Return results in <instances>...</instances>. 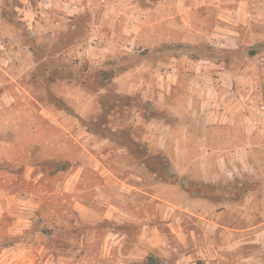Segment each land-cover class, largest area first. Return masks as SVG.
Instances as JSON below:
<instances>
[{
	"label": "rangeland",
	"instance_id": "1",
	"mask_svg": "<svg viewBox=\"0 0 264 264\" xmlns=\"http://www.w3.org/2000/svg\"><path fill=\"white\" fill-rule=\"evenodd\" d=\"M169 213L264 264V0H0V264H173Z\"/></svg>",
	"mask_w": 264,
	"mask_h": 264
},
{
	"label": "crops",
	"instance_id": "2",
	"mask_svg": "<svg viewBox=\"0 0 264 264\" xmlns=\"http://www.w3.org/2000/svg\"><path fill=\"white\" fill-rule=\"evenodd\" d=\"M176 59V58H175ZM177 60V59H176ZM190 60V59H189ZM195 60V61H200ZM207 60V59H206ZM193 61V60H190ZM138 70L145 69L147 72L149 71L148 65L140 64L136 67ZM157 70L159 68H153L152 72L157 75ZM174 70L172 66H170L169 76L172 77L171 72ZM175 127L171 125L168 126V131L171 133L175 131V136L181 135L180 129L178 127L181 120H174ZM187 122V120H186ZM196 120H190V124L186 125L187 136L190 135L195 129ZM188 123V122H187ZM146 125V133L149 134L151 138L159 137L158 132H166V124H162L159 119L154 116L147 117L145 120ZM215 130L216 127L209 126V141L211 143V131ZM192 130V131H191ZM224 132V131H223ZM162 136V135H161ZM223 135L222 137H217V142H220L221 145L227 141ZM219 147V146H218ZM210 153H213V146L210 144ZM186 224L183 226L176 220L177 215H183ZM236 213H169L170 216H173V219L168 224L171 226L172 232L175 234L176 244L179 249V253H175V257L173 259V264H198L197 261L209 264V262H213L215 264H221V260L217 259L215 255H217L218 251L222 250L225 244V241H230L228 236H235L236 232H238L239 228L234 226V224L230 223V220H235ZM240 215V213H239ZM238 215V216H239ZM228 235V236H227ZM184 251L182 252V250ZM176 251L177 248H174ZM214 254V255H213ZM215 256V257H214ZM215 258V259H213Z\"/></svg>",
	"mask_w": 264,
	"mask_h": 264
},
{
	"label": "trees",
	"instance_id": "3",
	"mask_svg": "<svg viewBox=\"0 0 264 264\" xmlns=\"http://www.w3.org/2000/svg\"><path fill=\"white\" fill-rule=\"evenodd\" d=\"M179 47V46H177ZM210 50L213 49V47H208ZM182 50H184L183 54H185V56L190 59V60H199V59H212L213 56H208V55H204L202 53H198V51L200 52L201 49H198V47H181ZM215 50V49H213ZM181 52V51H180ZM256 53V49H250L249 50V54L253 55Z\"/></svg>",
	"mask_w": 264,
	"mask_h": 264
}]
</instances>
